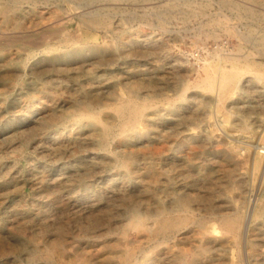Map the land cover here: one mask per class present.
<instances>
[{
    "label": "rangeland",
    "instance_id": "374dc122",
    "mask_svg": "<svg viewBox=\"0 0 264 264\" xmlns=\"http://www.w3.org/2000/svg\"><path fill=\"white\" fill-rule=\"evenodd\" d=\"M213 1L0 0V128L8 132H0V137L8 136L0 138V264H176L178 256L181 264H208L218 258L222 264H236L239 255L243 264H250L244 243L234 244L231 239L208 243L209 250L204 253L199 219L191 218L181 229L183 239L176 236L164 241L160 233L150 236L142 228L127 227L129 216L123 207L137 204L140 212H145L148 203L161 195L157 189L163 178H179L183 173L192 185L187 188L190 196H199L206 204L218 200L219 195L240 192L237 215L242 216L252 187L261 182V176L255 181L254 150L242 149L244 154L233 158L238 165L230 159L229 134L235 131L236 118L244 113L230 108L227 101L219 105L216 90L211 91L203 80L211 73L216 87L223 71L248 65L243 76L252 79L249 88L257 87L255 74H264V54L257 51V39L264 33V0ZM91 19L99 21L98 25ZM90 47L95 51L88 53ZM78 49L87 53L86 57L75 54ZM143 70L156 75L150 78ZM105 81L119 99L90 103L85 91L94 93ZM127 100L145 105L136 130L147 134L137 155L141 165L132 169L131 175L126 164L129 153L123 151L118 138L129 110H115ZM59 102L65 103V112L71 115L65 121L60 111L53 115L61 121L58 127L64 142L58 155L39 144L41 133L32 130L31 119L21 124V129L15 121ZM196 106H200L199 114ZM103 125L110 135L107 145L99 147L92 137ZM183 137L190 138L184 146ZM241 140L257 145L259 135L251 129ZM158 146L166 152L156 153ZM164 159L174 164L161 167ZM144 165L154 168L145 174ZM201 173L210 174V180L202 184L190 179L191 174ZM116 195L122 197L116 199ZM249 224L256 227L260 253L264 248V213L253 223L249 219ZM205 237L213 239L220 233L211 231ZM262 260L264 257L258 256L257 264H264Z\"/></svg>",
    "mask_w": 264,
    "mask_h": 264
},
{
    "label": "bare ground",
    "instance_id": "6f19581e",
    "mask_svg": "<svg viewBox=\"0 0 264 264\" xmlns=\"http://www.w3.org/2000/svg\"><path fill=\"white\" fill-rule=\"evenodd\" d=\"M142 1V0H141ZM171 1V0H170ZM213 1V0H212ZM224 3L226 0H223ZM214 2V1H213ZM243 2V1H242ZM215 3V2H214ZM228 6V5H227ZM153 7H151L152 9ZM150 10V9H148ZM218 11V10H217ZM221 11V10H220ZM88 12H83L84 15H86ZM90 13V12H89ZM197 13V12H196ZM216 13V12H215ZM214 13V14H215ZM219 13V12H217ZM93 14V13H92ZM96 14V12H95ZM234 14V13H233ZM229 15V14H228ZM96 17V16H95ZM190 17V16H189ZM194 17V16H193ZM263 17V16H262ZM86 18V17H85ZM223 18H228L227 16ZM264 18V17H263ZM230 18H228L229 21ZM211 21V20H210ZM227 21V19H226ZM231 21V20H230ZM229 21V22H230ZM99 22V21H98ZM97 21H94V19H91V23L93 25H98ZM107 22V21H105ZM109 23V22H108ZM226 23V22H223ZM222 23V24H223ZM90 24V23H89ZM228 24V23H227ZM231 24V23H229ZM228 26L230 27V25ZM108 25V24H107ZM110 25V24H109ZM233 25V24H232ZM104 26V24H103ZM227 27V26H225ZM233 32H235V27L233 28ZM228 30V29H226ZM238 31V30H237ZM231 32V31H230ZM240 36V35H239ZM78 41V40H76ZM69 42V41H68ZM67 42V43H68ZM70 43V42H69ZM76 43V42H75ZM86 46V44H84ZM89 45V44H88ZM92 45V44H91ZM111 46V45H110ZM257 46L259 48L257 49L258 52L261 54H264V33L260 36L259 39H257ZM93 47V46H91ZM89 48L87 51L88 53H92L95 51V48ZM104 47V46H103ZM218 47V46H217ZM221 47V45L219 46ZM224 47V46H223ZM100 48V47H99ZM112 48V46L110 47ZM216 48V45H215ZM97 49V48H96ZM108 49V48H107ZM217 49V48H216ZM221 49V48H220ZM224 49V48H223ZM118 50V48H117ZM207 51V50H206ZM214 51V50H213ZM114 52V51H113ZM218 52V50L216 51ZM222 52V50H221ZM66 53V52H64ZM96 53V52H95ZM75 54L81 55L82 57H86L87 53H85L82 49H78L75 51ZM217 54V53H215ZM219 54V53H218ZM223 54V53H222ZM231 54V53H230ZM101 55V54H100ZM233 55V54H232ZM74 56V55H73ZM119 56V55H118ZM217 56V55H216ZM60 56H58L59 58ZM64 57V56H62ZM219 57V56H218ZM235 57V56H234ZM56 58V57H55ZM102 60V59H101ZM109 60V59H108ZM177 60V59H176ZM168 61V60H167ZM179 62V60H177ZM176 61V62H177ZM166 62V61H165ZM101 64V63H100ZM108 64V63H107ZM103 65V63H102ZM206 66V65H205ZM204 66V67H205ZM248 66V65H247ZM235 67L228 71H223L221 75L219 76L217 86L215 87L213 85L214 83V76L211 73H208L203 81L206 82L207 87L212 90H216V102L218 104H222L223 102H228L230 105V108L235 109L236 111L244 113L243 117L236 118V121H234L233 126L235 127V131L231 134H229V143L231 144L230 148L231 150V161H233V158L239 155H243L244 153L241 151L246 150L249 152V148L254 150V163H255V169L257 170V175L255 176V181L258 182L260 176H261V182L259 186L254 185L252 187V190L250 192V200L248 201L246 213L242 216L237 215L238 213V204L237 201H240L242 199V194L239 192L236 194V196H227V195H219L218 200L214 202L206 204L204 203L199 196H190V192L187 191V188L192 186L188 184L187 178L188 175H184L183 173L178 174L179 178H172L169 176H166L163 178V180L160 182V185L157 189L161 193V195L157 196L154 202L148 203V209L145 212H140L138 209L139 206L136 204H128L124 205V210L129 216L128 222L126 223L127 227H134V228H142L147 234L152 236L153 234L160 233L163 236V240L166 241L170 238H174L176 236H180L179 239H183L185 235L182 236L181 229L186 226L187 222L194 218L199 219L198 221V228L201 231V237L199 239L200 245L202 247L203 252H207L208 249V243L212 242H222L224 240L231 239V243L239 244L241 242L244 243L246 247V258L248 263L250 264H257V258L258 256L264 257V248L260 251V253H257V232L256 227L251 224H249V219L252 220V223L255 222L257 219H259L263 213H264V197H260V193L262 190H264V118L262 115H264V74L261 72H257L255 75L257 77V87H251L249 88L250 82H252V79L246 78V76H243V73L245 72L246 68L248 67ZM182 67V66H181ZM203 67V69H204ZM212 67V66H211ZM234 67V66H233ZM168 68V67H167ZM177 68V67H175ZM179 68V67H178ZM65 69V68H64ZM166 69V68H165ZM180 69V68H179ZM211 69V68H210ZM218 69V68H217ZM227 69V68H226ZM170 70V69H169ZM178 70V69H177ZM117 71V70H116ZM212 71V70H211ZM217 71V70H216ZM252 71V70H251ZM250 71V72H251ZM120 72V71H119ZM131 72V71H130ZM144 72V70H143ZM206 72H209L208 70ZM86 73V72H85ZM113 73V72H112ZM213 73V72H212ZM109 74V73H108ZM111 74V73H110ZM116 74V73H115ZM144 75H147L149 73L144 72ZM152 74H149L148 77H152ZM191 74V73H190ZM215 74V73H213ZM219 74V73H218ZM96 75V74H95ZM106 75V73H105ZM112 75V74H111ZM156 75V74H155ZM84 76V75H83ZM108 76V75H107ZM187 76V75H186ZM218 76V75H215ZM4 77V76H3ZM88 77V76H87ZM99 77V76H98ZM145 77V76H144ZM184 77V76H183ZM92 78V77H91ZM107 79V78H106ZM149 79V78H147ZM146 79V80H147ZM203 79V78H201ZM200 79V80H201ZM217 79V78H216ZM86 80V79H85ZM92 80V79H91ZM94 80V78H93ZM197 80V78H196ZM104 81V80H103ZM114 83L116 81H113ZM217 82V80L215 81ZM92 81L90 82V84ZM107 81L100 83L101 89L95 90L94 93L90 91H85L87 94L88 100L91 102H97L100 100H106V101H114L119 99V96L115 95L108 87ZM117 83V82H116ZM202 83V82H201ZM94 84V83H93ZM92 84V85H93ZM188 84V83H187ZM192 85V84H191ZM95 86V85H93ZM206 87V86H205ZM215 87V88H214ZM246 89H243L245 88ZM4 88V87H3ZM129 90V89H128ZM188 90V89H187ZM185 90V91H187ZM210 91V90H209ZM213 91V92H214ZM181 92V91H180ZM215 93V92H214ZM181 94V93H180ZM179 94V95H180ZM245 94V95H244ZM185 95V92H184ZM76 96V95H75ZM173 96V95H172ZM182 96V95H181ZM179 97V96H177ZM143 98V97H142ZM140 99V98H139ZM171 99V98H170ZM179 99V98H178ZM125 100V99H124ZM177 100V99H176ZM137 101V100H136ZM195 101V99H194ZM49 104V103H48ZM103 104V101H102ZM101 104V105H102ZM47 106V105H46ZM110 106V105H109ZM145 106V105H144ZM143 105H137L135 103H132L131 100H127L125 103H121L120 105H117L115 110L117 113H122L124 110L128 109L129 113L127 115V119L124 121L122 128L120 129L119 136L118 137L122 142V149L124 152H128V162L126 163L127 166H129L128 172L129 175L132 174L131 170H137V168L141 165V163H138L137 155L140 151L139 149L143 147V139L147 135L146 133L142 131H137L136 127L138 122H141L140 118L142 117ZM165 106V105H164ZM194 106V105H193ZM211 106V105H210ZM50 107V106H49ZM83 107V105H82ZM106 107V106H105ZM191 107V106H190ZM74 108V107H73ZM72 108V109H73ZM185 108V107H184ZM189 108V107H187ZM192 108V107H191ZM65 103L59 102L56 104L53 108H45L42 110H34L31 111L27 117H24L21 121H15L16 127L20 128L21 124H24L25 122H28V120H32L34 125L31 126L29 124V127L31 126L33 131H38L41 133V139L38 142H41L39 144L44 145V150H48L51 153H57L59 152L62 146H64V142L60 140V130L58 127V124L61 122L60 120L56 121L53 119V115L56 111H60L62 114V119L65 121V118L69 117L71 114L68 112H65ZM170 109V108H169ZM212 109V108H211ZM76 110V107H75ZM102 110V109H101ZM161 110V109H160ZM164 110V109H163ZM193 110V109H192ZM195 112L198 113L200 111V106L195 107ZM73 111V110H72ZM114 111V110H113ZM150 111V110H149ZM221 111V110H219ZM223 111V110H222ZM128 112V111H126ZM113 113V112H112ZM168 113V112H167ZM188 113V112H187ZM213 113V112H212ZM114 114V113H113ZM127 114V113H126ZM185 114V113H184ZM199 114V113H198ZM207 114V113H206ZM217 114V113H216ZM109 115V113L107 114ZM147 115V114H146ZM180 115V114H179ZM209 115V114H208ZM212 115V114H211ZM74 116V115H73ZM84 116V115H83ZM111 116V115H110ZM118 116V115H117ZM178 117V116H177ZM213 117V115H212ZM207 118V117H206ZM214 118V117H213ZM235 118V117H234ZM49 119V120H48ZM61 119V118H60ZM61 119V120H62ZM140 119V120H139ZM192 119V118H191ZM209 119V118H208ZM220 119V117H219ZM215 120V119H214ZM3 121V120H2ZM13 121V120H12ZM80 121V120H79ZM90 121V120H89ZM105 121V120H104ZM208 121V120H207ZM122 122V121H121ZM233 122V121H232ZM69 123V122H68ZM93 123V122H92ZM189 123V122H188ZM220 123V122H219ZM90 124V123H89ZM96 124V123H95ZM164 124V123H163ZM211 124V123H210ZM75 125V123H71L70 126ZM78 125L80 126L81 124ZM212 125V124H211ZM227 125V124H226ZM94 126V125H92ZM120 126V125H119ZM118 126V127H119ZM139 126V125H138ZM217 126V125H216ZM27 129H30V128ZM53 127H57L53 132H45L48 129H51ZM100 127V126H98ZM127 127V129L125 128ZM202 127V126H201ZM207 127V126H206ZM26 128V127H24ZM72 128V127H71ZM114 128V127H113ZM167 128V127H165ZM170 128V126H169ZM195 128V127H194ZM21 129V128H20ZM141 129V128H140ZM172 129V128H171ZM184 129V128H183ZM191 129V128H190ZM254 130L257 132V135H259V140L257 145L254 144H247L245 141L241 140L242 136L245 134L248 130ZM18 130V129H17ZM96 130H99L98 133L92 137V143L96 144L99 147L106 146L107 145V135L109 133V129L106 125H103L100 129L97 128ZM3 132V134L8 133L4 129L0 128V132ZM89 131V130H88ZM114 131V130H113ZM117 131V130H116ZM5 132V133H4ZM70 132V131H69ZM84 132V131H83ZM115 132V131H114ZM29 134L28 132H26ZM171 133V132H170ZM191 133V132H190ZM118 135V133H116ZM114 133V135H116ZM179 134V133H178ZM184 134V133H183ZM112 135V134H111ZM93 136V135H92ZM180 136V134H179ZM8 136H1L0 138L2 140H6ZM109 137V136H108ZM112 137V136H111ZM215 137V136H214ZM80 138V137H79ZM184 138V137H183ZM65 139V138H64ZM77 139V138H76ZM83 139V138H82ZM190 139L188 137H185L183 140H181V144L183 146L187 143L186 141ZM9 141V140H8ZM14 141V140H13ZM75 141V140H74ZM77 141V140H76ZM118 141V140H117ZM178 141V140H177ZM206 141V140H205ZM212 142V141H211ZM224 142V141H223ZM37 143V142H36ZM219 143V142H218ZM234 143H238L235 146H232ZM34 144V143H33ZM76 144V143H75ZM81 144V143H80ZM216 144V143H215ZM243 144V145H242ZM68 145V144H67ZM66 145V146H67ZM71 145V144H70ZM69 145V146H70ZM87 145V144H86ZM166 146V145H165ZM195 146V144H194ZM95 147V145H94ZM158 154H163L166 152V149L162 147H157ZM66 149V148H65ZM128 149V150H127ZM156 149V148H155ZM193 148L190 147V150ZM221 149V148H220ZM224 149V148H223ZM226 149V148H225ZM45 150V151H46ZM184 150V149H183ZM109 151V149H108ZM144 151V150H143ZM146 151V150H145ZM185 151V150H184ZM62 152V151H60ZM92 152V151H91ZM50 153V154H51ZM142 153V152H141ZM226 153V152H225ZM58 154V153H57ZM145 154V153H144ZM55 155V154H54ZM59 155V154H58ZM252 155V153H251ZM118 156V155H117ZM159 157V156H158ZM248 157H250V154L248 153ZM185 158L188 159V152L185 153ZM251 158V157H250ZM96 159V158H95ZM98 159V158H97ZM102 159V158H101ZM121 159V158H120ZM186 159V160H187ZM201 159V158H200ZM117 161V159H114ZM154 160V159H153ZM152 160V161H153ZM199 160V159H197ZM229 160V159H228ZM236 160V159H235ZM233 161V164L237 163V165L240 162ZM147 161V160H146ZM164 162L161 164V167L170 166L169 164L173 165V160L164 159ZM176 161V160H175ZM73 162V161H72ZM212 162V161H211ZM222 162V161H221ZM87 163V162H85ZM84 163V164H85ZM116 163V162H115ZM146 163V162H145ZM181 163V162H180ZM200 163V162H199ZM68 164V163H67ZM79 164V163H78ZM102 164V163H101ZM154 164V163H152ZM73 165V163H72ZM81 165V164H80ZM83 165V163H82ZM102 165H105L104 163ZM119 165V163H118ZM143 165V164H142ZM196 165V164H195ZM236 165V167H237ZM84 166V165H83ZM147 166V165H146ZM230 166V165H229ZM143 167V166H142ZM140 167V168H142ZM154 166H148L145 167L144 170L145 174H148L151 169H153ZM156 168V167H155ZM216 168V167H215ZM229 169V167H227ZM238 168V167H237ZM70 169V168H69ZM91 169V168H90ZM139 169V168H138ZM226 169V168H225ZM235 169V168H233ZM74 170V169H73ZM76 170V168H75ZM78 170V169H77ZM86 170V169H85ZM167 170V169H166ZM174 170V169H173ZM201 170V169H200ZM82 171V170H81ZM89 171V170H88ZM148 171V172H147ZM236 171V170H235ZM166 172V171H165ZM227 172V169H226ZM232 172V171H231ZM80 174V173H78ZM153 174V173H152ZM157 174V173H156ZM162 174V173H161ZM234 174V173H233ZM82 175V174H81ZM117 175V174H116ZM155 175V174H154ZM163 175V174H162ZM161 175V176H162ZM228 175V174H227ZM108 176V175H107ZM216 176V175H215ZM235 176V175H233ZM238 176V175H236ZM66 177V176H65ZM76 177V176H75ZM79 177V176H78ZM90 177V176H89ZM192 181L197 180L200 181L202 184L208 182L210 180V174L208 173H201V174H191L190 176ZM131 179L132 176H129ZM162 178V177H161ZM217 178V176L215 177ZM242 178V177H241ZM78 179V178H77ZM76 179V180H77ZM213 179V178H212ZM240 179V177L238 178ZM237 179V180H238ZM107 180V179H106ZM151 181V180H150ZM70 182V181H69ZM84 182V181H83ZM154 182V181H153ZM215 182V181H214ZM221 182V181H220ZM82 183V181H81ZM86 183V181H85ZM151 183V182H150ZM211 183V182H210ZM240 183V182H239ZM255 183V182H254ZM69 184V183H68ZM197 184V183H196ZM221 184V183H219ZM237 184V183H236ZM242 184V182H241ZM240 184V185H241ZM209 186L208 184H205ZM70 186V185H69ZM132 187V186H131ZM203 187H205L203 185ZM212 187V186H211ZM242 187V186H241ZM244 187V186H243ZM257 187V188H256ZM202 188V187H201ZM200 188V189H201ZM208 188V187H207ZM206 188V190H207ZM103 189V188H102ZM119 189V188H118ZM199 189V188H198ZM211 189V188H210ZM208 189V190H210ZM216 189V188H215ZM112 190V189H111ZM114 190V189H113ZM116 190V189H115ZM205 190V189H204ZM205 190V191H206ZM243 190V189H242ZM245 190V189H244ZM123 191V190H122ZM151 192H154L153 189L149 190ZM198 191V190H197ZM214 191V189H213ZM221 191V190H220ZM135 193V191H133ZM216 192V191H214ZM244 192V191H243ZM124 193V192H123ZM131 193V192H130ZM193 193V192H192ZM191 193V194H192ZM196 193V192H195ZM194 193V194H195ZM201 193V192H200ZM221 193V192H220ZM264 193V192H263ZM77 194V192H76ZM95 194V192H94ZM113 194V193H112ZM128 194V193H127ZM217 194V193H214ZM96 196V194H95ZM115 196V195H114ZM118 195H116L117 197ZM129 199H131L130 195H127ZM133 196V195H132ZM139 196V195H138ZM211 196V195H210ZM122 197V196H121ZM120 197V198H121ZM202 197V196H201ZM215 197V196H214ZM116 198V199H120ZM213 198L212 196L210 199ZM137 199V198H136ZM133 199V200H136ZM209 199V197H208ZM217 199V198H216ZM147 201V199H145ZM206 200V199H205ZM131 201V200H130ZM201 201V202H200ZM114 203V202H112ZM124 203V202H123ZM127 203V202H126ZM140 204V203H138ZM113 205V204H112ZM144 205V204H143ZM105 208V207H104ZM72 209V208H71ZM5 210V209H4ZM79 210V209H78ZM88 210V209H87ZM99 210V207H98ZM77 211V210H76ZM89 211V210H88ZM111 211V210H110ZM123 211V210H122ZM229 211V212H228ZM74 212V211H73ZM94 212V211H93ZM120 212V211H119ZM118 212V213H119ZM233 212L231 216L229 213ZM87 213V212H86ZM90 214V213H89ZM120 214V213H119ZM117 214V215H119ZM79 215V214H78ZM84 215V214H83ZM94 215V214H93ZM93 215H90L93 217ZM121 215V214H120ZM119 215V216H120ZM89 216V215H88ZM87 216V217H88ZM103 216V215H102ZM76 218V217H75ZM86 219V217H85ZM84 219V220H85ZM101 219V218H100ZM108 219V218H107ZM72 220V219H71ZM76 220V219H75ZM80 220V219H78ZM94 220V219H93ZM98 220V219H97ZM104 220V219H103ZM194 220V221H195ZM92 220H90L91 222ZM108 221V220H107ZM105 221V222H107ZM126 221V220H124ZM66 222V221H65ZM79 222V221H78ZM88 222V221H87ZM122 222V221H121ZM68 223V222H67ZM76 223V222H75ZM86 223V222H85ZM96 223V221L94 222ZM98 223V222H97ZM100 223V222H99ZM210 223L211 227L208 228L206 224ZM66 224V223H64ZM69 224V223H68ZM79 224H81L79 222ZM91 224H93L91 222ZM102 225L106 224L103 222ZM73 225V224H72ZM78 225V223H77ZM88 225V223H87ZM96 225V224H95ZM64 228V225H62ZM74 226V225H73ZM80 226V225H79ZM83 228V224L81 225ZM86 226V225H85ZM91 226V225H89ZM113 226V225H112ZM60 227V225H59ZM59 227H55L54 229ZM72 227V226H71ZM106 227V226H105ZM104 227V228H105ZM114 227V226H113ZM62 228V231L64 229ZM73 228V227H72ZM89 228V227H88ZM103 228V229H104ZM67 229V228H66ZM78 229V228H76ZM80 229V227H79ZM91 229V227H90ZM106 229V228H105ZM95 230V227H94ZM45 231V230H44ZM60 231V230H59ZM122 231V230H121ZM211 231H216L220 233V237H216L213 239H208L205 237V235ZM86 232V231H85ZM184 232V231H183ZM42 233V232H41ZM53 233V232H52ZM51 233V234H52ZM61 233V232H60ZM190 233V232H189ZM262 233V232H261ZM185 234V233H183ZM132 235V234H131ZM264 235V234H263ZM2 236V235H1ZM56 236V235H55ZM60 236V235H59ZM182 236V237H181ZM188 237V236H187ZM258 237V236H257ZM55 238V237H54ZM53 238V239H54ZM62 238V237H61ZM92 238V237H91ZM3 239V238H2ZM152 239H155L152 237ZM1 240V239H0ZM133 240V239H132ZM63 241V240H62ZM22 242V241H21ZM176 242V241H175ZM229 242V241H228ZM1 243V241H0ZM171 243V242H170ZM50 244V243H49ZM54 244V243H53ZM67 244V243H66ZM65 244V245H66ZM109 244V243H108ZM146 244V243H145ZM213 244V243H212ZM224 244V243H223ZM242 244V243H241ZM261 244V243H259ZM64 245V246H65ZM170 245V244H169ZM218 245V244H217ZM263 245V244H262ZM112 246V245H111ZM76 247V246H75ZM168 247V246H167ZM220 247V246H219ZM233 247V246H232ZM243 247V246H242ZM223 248V247H222ZM221 248V249H222ZM166 249V248H165ZM8 250V249H7ZM185 250V249H184ZM183 250V251H184ZM225 250V249H224ZM244 250V249H243ZM1 251V250H0ZM79 251V250H78ZM244 252V251H243ZM3 253V252H2ZM201 253V252H200ZM95 255V254H94ZM206 255V254H205ZM245 256V255H244ZM29 258V257H28ZM194 258V257H193ZM206 259L207 257L204 256ZM218 258V257H217ZM245 258V257H244ZM166 259V258H165ZM168 259V258H167ZM211 259V258H210ZM260 259V258H259ZM111 260V259H110ZM174 261L176 264H181V259L179 256L174 258ZM264 261V260H262ZM201 262V261H200ZM236 264H243V258L241 255H239L238 260L234 261ZM246 262V261H245ZM66 263V262H65ZM187 263V262H186ZM194 263V262H193ZM264 263V262H263ZM68 264V263H67ZM206 264V263H205ZM208 264H222V261L220 258L217 259V261H210Z\"/></svg>",
    "mask_w": 264,
    "mask_h": 264
}]
</instances>
